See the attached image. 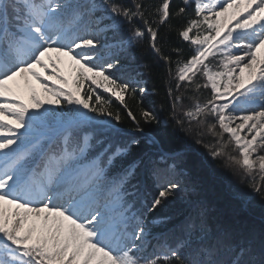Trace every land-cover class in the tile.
Listing matches in <instances>:
<instances>
[{"label": "snow or ice", "instance_id": "obj_1", "mask_svg": "<svg viewBox=\"0 0 264 264\" xmlns=\"http://www.w3.org/2000/svg\"><path fill=\"white\" fill-rule=\"evenodd\" d=\"M209 161L264 204V0H0V264H264Z\"/></svg>", "mask_w": 264, "mask_h": 264}, {"label": "trees", "instance_id": "obj_2", "mask_svg": "<svg viewBox=\"0 0 264 264\" xmlns=\"http://www.w3.org/2000/svg\"><path fill=\"white\" fill-rule=\"evenodd\" d=\"M155 58L147 52L146 45L144 51L137 52L136 66L142 63L152 62ZM160 69H155L153 73L146 77L148 80L147 87L151 90L153 87L156 89L157 94H149L144 104L147 107H154L160 114L166 115V110H161L160 102L163 97V86L157 73ZM67 74V69H65ZM207 95V92L204 93ZM132 104V101H129ZM114 106H116L114 104ZM122 126L125 128H131V122L128 120L123 121ZM155 128V126H152ZM164 145H168V141L164 139ZM201 176L204 180V186L206 189V195L210 203L219 211L225 213V215L232 221L239 223L242 226L248 228H255L259 230L264 225V204H261L257 199L249 207L243 208L238 200L233 199L231 182L235 181L234 177H231L230 173L221 171L219 168L213 165L212 161L208 162V165L203 168ZM247 190V189H246ZM183 205L176 201L170 204L167 208L160 210L159 215H174L182 209Z\"/></svg>", "mask_w": 264, "mask_h": 264}, {"label": "rangeland", "instance_id": "obj_3", "mask_svg": "<svg viewBox=\"0 0 264 264\" xmlns=\"http://www.w3.org/2000/svg\"><path fill=\"white\" fill-rule=\"evenodd\" d=\"M231 11V10H230ZM63 67V66H62Z\"/></svg>", "mask_w": 264, "mask_h": 264}]
</instances>
